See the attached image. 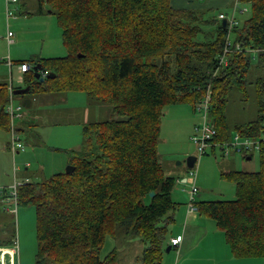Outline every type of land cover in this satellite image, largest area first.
Here are the masks:
<instances>
[{"label": "trees", "instance_id": "1", "mask_svg": "<svg viewBox=\"0 0 264 264\" xmlns=\"http://www.w3.org/2000/svg\"><path fill=\"white\" fill-rule=\"evenodd\" d=\"M240 1L251 5L249 19L233 29L242 51L221 66L229 30L208 10L177 9L173 0H39L38 14L56 16L68 54L19 61L30 66L23 87L30 90L20 97L83 92L111 104L114 118L83 125L82 149L69 152L73 173L18 188V207L36 212L35 264H121L116 249L102 256L107 239L120 230L143 243L141 264H163L181 205L174 199L178 177L166 175L158 155L164 112L189 105L198 114L209 92L208 120L216 130L209 148L224 156L245 152L247 159L258 152L260 170L222 173L236 186V199L195 201V208L216 222L236 259L264 260V78L255 75L264 68V0ZM37 65L42 76L55 78L41 82ZM252 85L259 116L237 126L231 139V91L246 101ZM13 90L0 83V129L19 136L8 112ZM26 118L22 110L20 120ZM236 139L259 141V148L247 150ZM7 191L0 197L8 198Z\"/></svg>", "mask_w": 264, "mask_h": 264}, {"label": "rangeland", "instance_id": "2", "mask_svg": "<svg viewBox=\"0 0 264 264\" xmlns=\"http://www.w3.org/2000/svg\"><path fill=\"white\" fill-rule=\"evenodd\" d=\"M23 4L26 5V9L21 10ZM15 5L11 4L10 11H7L6 14L0 10V82L7 80L10 83L11 70L9 63L12 62L15 63L13 68L14 86L18 87L17 69L19 68V61L64 57L67 56L68 52L66 48L61 46L62 32L55 15L48 14L46 11L41 14L43 16H36V18L25 15V13H39V0H20L17 5L18 10ZM239 8L240 10L248 9V12L237 15L238 22L242 23L251 16V5L240 3ZM45 10L49 12L47 7ZM220 12L228 11L224 8L212 9L209 11V16L218 18ZM39 17L41 18L39 19ZM10 31L13 34L11 43L8 40ZM18 37L21 42L15 45ZM232 38H234L233 34ZM255 61H257L256 54ZM255 75L264 78V68L258 69ZM254 79H256L255 76L251 77L250 81H254ZM51 98L52 100H48L46 103L47 97L44 95L41 97V101L34 104L32 108L43 115L42 123L44 124L80 123L81 125H87L114 118L111 104L91 99L83 92L56 94L52 95ZM256 99L254 85L249 87L246 101L243 100L238 90L231 91L228 104L231 139L235 137L237 126L248 124L258 118L259 111ZM15 100L17 103L23 102V98L18 95L15 96ZM25 111L28 112L29 109H25ZM200 124L201 116L195 114L189 105L166 108L158 146L160 163L166 175L176 177L182 175L191 181L197 179V188L200 190L199 194L202 197L197 195L196 201L235 200L236 186L223 179L221 174L237 170L259 171V153L251 152L253 158L249 160L246 158L245 152H232L229 156H224L220 149L212 151L209 148L208 155L200 156L193 141L196 134L195 128ZM78 127V125L42 126L40 128V133L43 135L41 147L34 148L29 144L27 145L26 140V143L23 140L21 141L25 151H20V154H29V157L25 160L19 155H16V157H19L15 160L10 151L12 131L5 132L0 129V180L4 182L9 178L10 181V183L1 182L0 188L3 191L7 189L10 197L13 186L24 184L27 178L31 182L37 183L43 182L55 174L65 172L73 161L69 154L72 150L64 148L72 146L76 138L79 141L83 139V126ZM6 150L11 157L10 160H8ZM189 157H197L198 159L193 169L188 168L187 159ZM66 159L69 164L64 167ZM28 165L30 166L27 167ZM191 171H193L192 175ZM10 185L12 186L5 187ZM177 188H179V184L174 191V198H177ZM190 189L191 183L187 185L188 192ZM2 195L4 194L2 193ZM187 196L190 198L189 193H187ZM3 197H0V245L16 240L18 253L16 254L17 258L15 257V263L35 264L37 252L35 208L33 206L18 207L12 199L8 201L9 197ZM180 228L181 223L177 221L172 225L171 230L176 232ZM109 241H111L109 243L113 241L114 249L117 251L121 264H141L144 246L141 245L139 239L127 240L124 238V231L120 230L114 238H109ZM109 253L110 251L106 249L103 256ZM172 254L174 255V252H171L170 255ZM255 261L263 264L261 261ZM0 264L2 263L0 262ZM6 264H9L8 258ZM219 264L224 263L220 262Z\"/></svg>", "mask_w": 264, "mask_h": 264}, {"label": "crops", "instance_id": "3", "mask_svg": "<svg viewBox=\"0 0 264 264\" xmlns=\"http://www.w3.org/2000/svg\"><path fill=\"white\" fill-rule=\"evenodd\" d=\"M19 3H20V0H18L16 3H11V4H16L15 7L18 10L17 5ZM240 3H242L240 0L238 2H237V0H173V5L177 9H191V10H198V11H207L208 10V11H210V10L216 9V8H224L229 13L228 12H220L221 14L224 13L227 15H235L236 19H237V15L239 13L243 14L242 10H240V8H239ZM11 4H8L7 0H0V10L6 14L7 11H10ZM22 6L23 7L21 8V10L26 9L25 4H23ZM244 10H246L244 13L248 12V9L245 8ZM26 14L27 13H25V15ZM27 15H29V17L34 16V18H36V16H43V15L37 14V13H31V14H27ZM40 18L41 17H39V19ZM19 42H21V41L19 40V37H18V39L15 41V45H17ZM61 46H62V48H64V46L62 44V39H61ZM22 61H27V60H22ZM16 64H18V63H16ZM9 65H10V70H11L10 83L7 82V80H4L3 82H0V83H7V84L11 85L15 90L24 89L23 88L24 87L23 81H24V74L25 73H23L20 70L21 66L19 65V68L17 69L18 70V72H17V74H18V76H17L18 87H16V86H14V77H13V74H14L13 68L15 66V63L10 62ZM15 90H13V94H14ZM24 99H27V98H24ZM24 99H23V101H24ZM31 100H32V106H31V108H29V111L26 112L25 109H27V108H25L22 105L23 102L17 103V101L15 100V97H14V99L12 100L14 107L18 108L21 106L24 109L23 114L27 118L24 121L20 120L19 117H17L16 119L13 120L10 116L12 126L14 125V127L16 129H18V131H20L19 136H21L23 138L26 137V139H23V141L25 142V140H26L27 143L26 142L25 143L27 145L29 144L30 146H32L34 148H39L42 146V144H43L42 136L43 135L40 133V128L42 126H44V127L45 126H64V125H78L79 127L83 126V124L81 125L80 123L61 124V125L49 124V123L44 124V123H42L43 115L41 113H37L38 110L36 112L32 109L34 107V104H37L38 101L39 102L41 101V97H39V99L32 98ZM48 100L49 101L52 100L51 96L47 97L46 103ZM15 105H17V106H15ZM28 120H30V124H28L26 122ZM82 146H83V139L79 141L76 138V141H74V144L72 146H69V147L64 148V149H66V150L69 149L72 151H79L82 149ZM5 152L7 154L8 160H10L11 157H10L9 153L7 152V150ZM11 153H12V151H11ZM16 155L23 157L24 160L29 157V154L28 155L27 154L21 155L19 152L15 155L13 154V156L15 157V160H16V158L19 157V156L16 157ZM68 164H69V161L66 159L64 167ZM29 166L30 165H28L27 167H29ZM177 177H178L177 185L179 184V188H177V193H176L177 198H174V199L176 202L180 203L181 205L179 206L178 210L174 214V219H175L174 223L179 221L181 223V228L178 231L173 232L171 230V227L173 224L171 225V227H170V238L168 240V247L173 246V248L169 253L166 252L167 255H164L163 264H219L220 262L224 263V264H259L255 260L261 261L264 264V260H262V259H236L233 256L231 248L226 241V237H225L224 232H222L218 229L216 222L209 219V218H206L203 215H201L197 211L196 208L193 212L189 210L190 198L187 196V193H189L187 190V185L188 184L190 185V183H191V188H192L193 184H195L197 186V179L194 181H191L190 179H187L185 176H182V175H179ZM1 182H2V180H0V183ZM28 182H31V181L27 178L24 183H28ZM2 183H10L9 178H8V180H6ZM12 185L5 186V187L8 188V187H11ZM199 193H200V190L197 194L198 197H202V195ZM189 196H190V194H189ZM196 198H197V196H196ZM200 201H207V200H200ZM178 236H183L182 242L177 246L172 245V239L177 238ZM109 242H111V241H109V238H108L106 241V245L102 251V256H103V252L106 249H108L110 252L113 251L114 243H113V241H112V243H109ZM141 245L144 246L143 243H141ZM8 249H11V248H8ZM171 252H174V255L173 254L170 255ZM16 256L17 255H15V257ZM106 256H103V257H106ZM7 258H8V260L11 259V257L7 256L4 259L5 264H6ZM2 260L3 259H1V257H0L1 263H2Z\"/></svg>", "mask_w": 264, "mask_h": 264}, {"label": "built area", "instance_id": "4", "mask_svg": "<svg viewBox=\"0 0 264 264\" xmlns=\"http://www.w3.org/2000/svg\"><path fill=\"white\" fill-rule=\"evenodd\" d=\"M239 0H237L238 2ZM9 2H13L16 3L17 0H7V3ZM246 10H242V12L244 13ZM219 20L220 21H226V26L228 27L229 30V34L227 37V42H226V46L225 49L222 53V55L219 58V64L221 66H228L229 65V55H231L232 53L236 52V51H242L241 49V44L240 43H235L234 38H232V34H233V29L238 26L239 22L236 19L235 15H227V14H220L219 15ZM12 37L13 34L11 32H9L8 34V39L9 42H12ZM21 71L23 73L27 72L30 69L29 65H22L21 67ZM210 101H211V92L208 93V95L206 96V98L197 106V112L198 114L201 115L202 118V123L200 125H197L195 128V136L193 137V141L195 143V145L198 148V152L199 155H205L206 150L208 151L209 147H210V141L216 136V130L214 129V127L212 125H210V122L208 120V112H209V105H210ZM22 107H14L13 103L11 102L8 106V112L11 116V118L14 120L15 118L22 117ZM12 143L10 146V150L12 151V153L15 155L17 153H19L20 151H24V146L20 140V137L16 134L15 130H12ZM236 145L238 146H245L247 150H252L253 148H249V147H254V148H259V141L257 142H251V141H245V142H239L238 139H236ZM226 155L229 154L228 150H225ZM193 174V171H191V175ZM196 180V179H195ZM23 185V184H22ZM21 185L15 184L12 188V196L14 197L12 200L16 203V197H17V191L18 188ZM199 189L197 188V186L195 184H193L191 190L189 191L190 194V201H189V210L190 211H194L195 210V201H196V196L198 194ZM3 193V190L0 188V194ZM11 200V199H10ZM17 205V204H16ZM183 240V236H178L177 238L172 239V245L177 246L179 245ZM18 253V243L15 240L14 242V247L11 249H0V257L2 260V263L5 264V258L7 256L11 257V259H9V264H16L15 263V255Z\"/></svg>", "mask_w": 264, "mask_h": 264}, {"label": "water", "instance_id": "5", "mask_svg": "<svg viewBox=\"0 0 264 264\" xmlns=\"http://www.w3.org/2000/svg\"><path fill=\"white\" fill-rule=\"evenodd\" d=\"M223 26L224 27L226 26V21H223ZM36 70H38V72L36 73L35 77L37 79H39L41 82H43L45 79H53V78H55V74L54 73H48V74L42 76L41 73H39V71H42V66L41 65H37ZM29 90H30L29 87H26L24 89H17V90L14 91V95H18V96L24 97L29 92ZM22 105L25 108L29 109L32 106V100L29 99V98L24 99ZM249 160H251V159L249 158ZM196 162H197V157H189L187 159L188 168L193 169L195 167ZM74 170H75V167L72 166V165H69L67 167L65 173L71 174V173L74 172ZM172 248H173L172 246H169L168 249H167V252L169 253L172 250Z\"/></svg>", "mask_w": 264, "mask_h": 264}, {"label": "clouds", "instance_id": "6", "mask_svg": "<svg viewBox=\"0 0 264 264\" xmlns=\"http://www.w3.org/2000/svg\"><path fill=\"white\" fill-rule=\"evenodd\" d=\"M197 161H198V159H197ZM197 163V162H196ZM195 166H196V164H195ZM173 247V246H172Z\"/></svg>", "mask_w": 264, "mask_h": 264}]
</instances>
